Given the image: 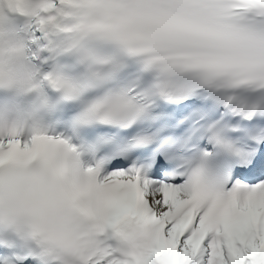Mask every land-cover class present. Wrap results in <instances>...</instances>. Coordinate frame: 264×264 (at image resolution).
Returning a JSON list of instances; mask_svg holds the SVG:
<instances>
[{
  "label": "snow or ice",
  "instance_id": "snow-or-ice-1",
  "mask_svg": "<svg viewBox=\"0 0 264 264\" xmlns=\"http://www.w3.org/2000/svg\"><path fill=\"white\" fill-rule=\"evenodd\" d=\"M0 264H264V0H0Z\"/></svg>",
  "mask_w": 264,
  "mask_h": 264
}]
</instances>
